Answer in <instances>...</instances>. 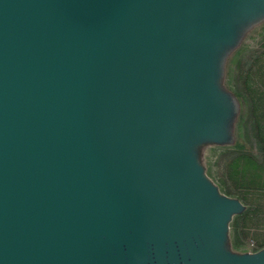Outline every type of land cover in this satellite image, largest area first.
<instances>
[{"label": "water", "instance_id": "95a60500", "mask_svg": "<svg viewBox=\"0 0 264 264\" xmlns=\"http://www.w3.org/2000/svg\"><path fill=\"white\" fill-rule=\"evenodd\" d=\"M264 0H0V264H264L193 153L218 54Z\"/></svg>", "mask_w": 264, "mask_h": 264}, {"label": "rangeland", "instance_id": "374dc122", "mask_svg": "<svg viewBox=\"0 0 264 264\" xmlns=\"http://www.w3.org/2000/svg\"><path fill=\"white\" fill-rule=\"evenodd\" d=\"M221 58L226 67L219 88L234 95L222 124L223 136L200 141L192 150L220 195L244 204L243 215L233 216L238 231L234 238L228 234L225 247L234 254L255 255L264 246V167L247 166L244 157L264 159L263 11L238 24L232 42L219 52Z\"/></svg>", "mask_w": 264, "mask_h": 264}, {"label": "trees", "instance_id": "16d2710c", "mask_svg": "<svg viewBox=\"0 0 264 264\" xmlns=\"http://www.w3.org/2000/svg\"><path fill=\"white\" fill-rule=\"evenodd\" d=\"M225 67H226V65H225V63H224V59L223 58H221L220 59V61H219V65H218V71H219V83H221V81H222V79H223V77H224V75H225ZM227 99H228V101H229V104H231V102H232V99H234V95L233 94H227ZM244 158H246L247 160H246V165L247 166H250V167H254V166H257V167H264V159H263V161H261V162H258L257 160H255V159H253V158H251V157H244ZM252 164V165H251ZM246 206V205H245ZM246 210H245V207L243 208V210L240 212V213H238V214H236V215H243V213L245 212ZM238 231V224H237V219L235 220V219H233V217H232V219L230 220V222H229V231H228V234L229 235H231L232 236V238H234L233 237V235H234V233H236ZM234 245V244H233ZM262 250H264V246L261 248V251Z\"/></svg>", "mask_w": 264, "mask_h": 264}]
</instances>
